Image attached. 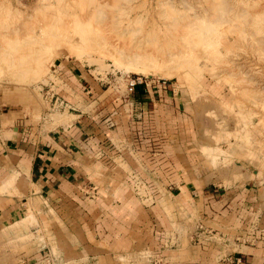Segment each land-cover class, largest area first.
<instances>
[{
    "label": "crops",
    "instance_id": "1",
    "mask_svg": "<svg viewBox=\"0 0 264 264\" xmlns=\"http://www.w3.org/2000/svg\"><path fill=\"white\" fill-rule=\"evenodd\" d=\"M62 72L73 123L0 127V264H264V185L216 184L182 100Z\"/></svg>",
    "mask_w": 264,
    "mask_h": 264
},
{
    "label": "rangeland",
    "instance_id": "2",
    "mask_svg": "<svg viewBox=\"0 0 264 264\" xmlns=\"http://www.w3.org/2000/svg\"><path fill=\"white\" fill-rule=\"evenodd\" d=\"M69 66L96 94L139 79L174 95L216 184L264 185V0H0L2 130L73 123Z\"/></svg>",
    "mask_w": 264,
    "mask_h": 264
},
{
    "label": "built area",
    "instance_id": "3",
    "mask_svg": "<svg viewBox=\"0 0 264 264\" xmlns=\"http://www.w3.org/2000/svg\"><path fill=\"white\" fill-rule=\"evenodd\" d=\"M129 85H130V88H129L130 92H133L134 89H136L137 86L143 85L144 87H147V84L145 82H143V81H140L139 79L130 80L129 81ZM163 87L165 88V84L163 85ZM236 263L237 264H241V261H240L239 258L236 259ZM155 264H157V262Z\"/></svg>",
    "mask_w": 264,
    "mask_h": 264
},
{
    "label": "bare ground",
    "instance_id": "4",
    "mask_svg": "<svg viewBox=\"0 0 264 264\" xmlns=\"http://www.w3.org/2000/svg\"><path fill=\"white\" fill-rule=\"evenodd\" d=\"M149 76V75H148Z\"/></svg>",
    "mask_w": 264,
    "mask_h": 264
}]
</instances>
